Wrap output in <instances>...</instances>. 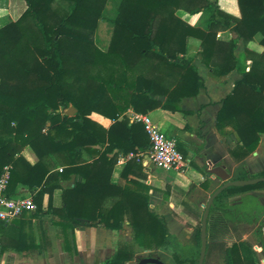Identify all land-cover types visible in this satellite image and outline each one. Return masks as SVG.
Segmentation results:
<instances>
[{
    "label": "trees",
    "instance_id": "16d2710c",
    "mask_svg": "<svg viewBox=\"0 0 264 264\" xmlns=\"http://www.w3.org/2000/svg\"><path fill=\"white\" fill-rule=\"evenodd\" d=\"M25 1L23 14L0 27V177L9 166V196L19 182L39 187L33 196L39 210L49 193V208L64 216L59 223L65 229L66 250L69 230L80 226L120 230L128 222L131 239L144 248L178 239L169 232L166 218L151 211V185L137 179L115 184L112 174L120 155H134L124 171L145 178L135 155L147 149L150 140L142 121L123 115L129 108L140 114L158 107L181 111L182 98L204 87L198 65L186 55L192 37L200 40V62L215 75L226 76L232 70L242 75L217 114L218 129L230 125L238 136V143L228 149L240 162L231 179L264 176V170L249 173L242 162L257 149L264 133V50L237 51L239 39L248 43L257 34L264 47V0H238L239 18L212 0H120L107 50L95 41L107 0ZM179 9L210 12L207 27L190 25L177 15ZM220 29H230L235 36L220 40ZM71 106L77 110L74 115L61 110ZM93 111L111 118V126L93 120ZM26 145L39 158L35 164L20 154ZM218 149L224 154L220 144ZM50 155L62 171L51 170L46 162ZM72 173L82 180L64 189L63 206L56 209L52 194L57 181ZM207 185L208 180L201 183ZM261 189L264 181L229 186L216 196L208 217L205 264H258L254 244L240 234L254 233L264 252ZM237 195H242V202L231 203ZM213 212L224 219L225 233L236 237L232 244L226 238H210ZM188 239L193 242L191 252L178 248L184 260L199 256L201 224ZM132 257L133 248L123 247L105 264H123Z\"/></svg>",
    "mask_w": 264,
    "mask_h": 264
},
{
    "label": "crops",
    "instance_id": "0c3cea01",
    "mask_svg": "<svg viewBox=\"0 0 264 264\" xmlns=\"http://www.w3.org/2000/svg\"><path fill=\"white\" fill-rule=\"evenodd\" d=\"M212 1H215L226 13L241 17L238 0ZM1 5L0 27L17 20L27 8L25 0H5V5ZM181 11L183 13L178 16L190 25L207 27L210 12L191 14L186 10ZM234 36L230 29H220L217 34V38L223 41H229ZM259 40L260 34L247 44L243 39H239L237 51L243 52V48L247 46L253 51L262 52L264 47ZM200 50V40L195 37L190 38L186 55L194 58L199 74L204 80V87L199 94L182 98L181 111L158 107L145 114L161 130L176 138L178 147L187 161L185 167L181 170H165L154 166L144 167L138 161L145 175V178H140L135 172L124 171L131 156L120 155L112 174V182L115 184L125 185L129 184V179H137L151 185L150 209L157 215L165 217L169 229L173 232L180 231L179 222L173 216L175 213L181 214L187 208L204 211L210 195L224 183V180L213 172V168L222 166L232 177L240 163L236 162L228 152L229 148L238 143V136L230 125L218 129L217 114L224 98L242 75L237 70H232L226 76L215 75L206 64L200 62ZM158 98L163 100L165 97L158 96ZM75 113L76 111L71 115ZM123 115L134 121L139 120L137 115L141 114L129 108ZM90 117L105 127H110L113 123L111 118L96 111H93ZM218 144L221 145L224 154L219 151ZM20 154L31 164H35L39 159L30 145L24 146ZM85 157L91 159L88 154H85ZM46 162L51 170L62 171L63 166L58 163L54 155H50ZM242 162L249 173L257 174L264 170V133H261L257 149ZM80 180L82 177L79 173H72L68 178H60L57 181L58 186L52 194L54 208L59 209L63 206L64 189L73 187ZM206 180L208 185L204 188L201 183ZM39 189L19 182L10 194H14L15 197L21 195L33 197ZM233 197L240 200L236 199L231 203L242 202V196ZM49 200V193H45L40 210L36 208L10 221H0V264H105L110 256L109 242L113 230L104 225L70 229L68 251L65 249V229L59 223L64 216L49 208ZM259 202L264 208V195L259 198ZM262 238L264 241V233ZM76 246L78 253L75 252Z\"/></svg>",
    "mask_w": 264,
    "mask_h": 264
},
{
    "label": "rangeland",
    "instance_id": "374dc122",
    "mask_svg": "<svg viewBox=\"0 0 264 264\" xmlns=\"http://www.w3.org/2000/svg\"><path fill=\"white\" fill-rule=\"evenodd\" d=\"M19 1V0H16ZM119 2L120 0H107L105 4V8L103 10V17L99 19L98 26L96 28V35H95V41L96 44L99 48L102 50H107L113 35V30H114V23L112 22V19L116 17L117 15V9L119 7ZM1 6L5 5V0H1ZM181 10L184 9H179L177 10V15L182 14L183 12ZM180 17V16H179ZM247 44V43H246ZM239 47V45L237 46ZM247 47V46H245ZM245 47L243 49H245ZM244 51V50H243ZM241 53V52H239ZM63 112L67 113V110L61 109ZM153 167V165H150V167ZM155 167V166H154ZM160 169V168H159ZM166 189V186H164ZM261 191H264V189H261ZM242 196V195H239ZM232 199V200H231ZM240 198H234L231 197L229 199L230 202H234ZM250 207L248 206L247 209ZM203 215V210L202 211H193L190 208H187L183 211V213L178 214L175 213L173 216L174 218L179 222V230L178 232H174L177 234L179 240H185L186 237H191L192 236V231H195L200 227L201 224V219ZM168 225V222H167ZM211 225L214 228V232H212V235L210 238L215 237V238H226L228 245L232 244L234 240H236V237L229 234H226L224 231V219L219 215L216 214V212H213L211 216ZM258 225V223H257ZM263 225L262 227L264 228V223H261ZM130 224L128 222H124L123 228L120 230H116L112 233L111 235V244L113 247H117L118 245H126L128 247L134 248L133 245L135 243H131L130 239ZM177 229V230H178ZM187 229V230H186ZM192 230V231H191ZM264 233V232H263ZM187 235V236H186ZM242 239L249 240L254 244V249L257 252V262L258 264H264V252L261 248V245L257 239V236L254 233H241L240 234ZM110 241V240H109ZM129 242V243H128ZM168 246V247H167ZM172 244L166 245V249L172 250L173 248L171 247ZM142 248V247H141ZM141 248H138L139 250H142ZM135 249V248H134ZM137 249V250H138ZM147 249H152V248H147ZM201 247H197V252H200ZM143 257V256H141ZM168 257V256H167ZM169 264H174L173 260L171 258L168 259ZM193 264H196V258H194ZM123 264H134V261H125Z\"/></svg>",
    "mask_w": 264,
    "mask_h": 264
},
{
    "label": "built area",
    "instance_id": "2783aa9c",
    "mask_svg": "<svg viewBox=\"0 0 264 264\" xmlns=\"http://www.w3.org/2000/svg\"><path fill=\"white\" fill-rule=\"evenodd\" d=\"M142 121L148 133L150 145L147 149L140 151L135 156L144 166L150 165L165 170H181L186 165V158L178 148L175 137L161 130L149 116L137 115ZM134 156V155H131ZM10 177V167L6 166L0 177V221H10L20 217L27 211L36 210L37 205L33 197L27 195L9 196L6 192Z\"/></svg>",
    "mask_w": 264,
    "mask_h": 264
},
{
    "label": "flooded vegetation",
    "instance_id": "af4514ba",
    "mask_svg": "<svg viewBox=\"0 0 264 264\" xmlns=\"http://www.w3.org/2000/svg\"><path fill=\"white\" fill-rule=\"evenodd\" d=\"M113 230V229H111ZM168 230L170 233L178 236L177 234H175L172 230L169 229ZM116 230H113V232ZM193 232V231H192ZM130 233H132V229H130ZM131 236V234H130ZM187 236V235H186ZM188 238H190L189 236L186 237L185 240H175V241H170L167 244H172V250L170 249H166V246H159V247H154L152 249H147L144 248L143 246L137 244L136 242H134L132 239H130L131 243H135V245H133V257L130 260L127 261H134V264H169L168 263V259L171 258L174 262V264H193V260L194 257H187L186 260L183 259L182 254L179 253L178 248L181 249H185V251L191 252L192 251V244L193 242L191 240H189ZM129 243V242H128ZM123 247H127L126 245H118L117 247H113L111 242H109V260H111V258L113 257V255L120 249ZM129 247V245H128ZM142 247V248H141ZM168 247V246H167ZM138 248H141L142 250H139ZM138 249V250H137ZM200 253H201V249L199 252V256L196 257V264H199V259H200ZM143 256V257H141ZM168 256V257H167ZM189 256V255H188ZM178 257L182 260V262H178ZM206 259V257H205ZM205 259L203 264H205Z\"/></svg>",
    "mask_w": 264,
    "mask_h": 264
},
{
    "label": "water",
    "instance_id": "95a60500",
    "mask_svg": "<svg viewBox=\"0 0 264 264\" xmlns=\"http://www.w3.org/2000/svg\"><path fill=\"white\" fill-rule=\"evenodd\" d=\"M75 111H77L76 108L74 106H71L67 110V114L71 115ZM213 172L219 175L224 180V183H222L217 189L213 191L203 211L202 221H201V253H200L199 264H203L204 259L206 257L207 247H208V236H207L208 217H209L210 209L213 205L216 196L222 190H224L229 186H244V185L255 184L260 181H264V176L251 178V179H231L232 177L230 173H228L227 170L222 166H217L213 168Z\"/></svg>",
    "mask_w": 264,
    "mask_h": 264
}]
</instances>
